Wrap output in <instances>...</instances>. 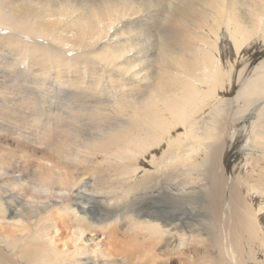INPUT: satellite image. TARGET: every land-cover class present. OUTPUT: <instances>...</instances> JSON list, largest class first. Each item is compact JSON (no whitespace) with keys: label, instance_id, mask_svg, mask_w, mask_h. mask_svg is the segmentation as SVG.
I'll return each mask as SVG.
<instances>
[{"label":"bare ground","instance_id":"obj_1","mask_svg":"<svg viewBox=\"0 0 264 264\" xmlns=\"http://www.w3.org/2000/svg\"><path fill=\"white\" fill-rule=\"evenodd\" d=\"M6 52L0 264H264V0H0Z\"/></svg>","mask_w":264,"mask_h":264},{"label":"rangeland","instance_id":"obj_2","mask_svg":"<svg viewBox=\"0 0 264 264\" xmlns=\"http://www.w3.org/2000/svg\"><path fill=\"white\" fill-rule=\"evenodd\" d=\"M13 54H11V53H8V52H6V55L5 56H3V55H1L0 54V97L2 98V95H3V93L4 94H6V98H8V99H10V98H12V99H10V100H14V101H16V102H18V100L17 99H15V98H13L12 96H13V94H15V92H13L12 91V89L11 88H9V86H14V85H16V83L18 82V84H20V85H22V86H30L28 83H26V82H30L31 81V83H34V82H38V83H42V80L38 77V78H36L37 76H35L34 74H32V75H30V73H29V76H31V77H28L27 78V80H29V81H25V80H22V79H14V77H15V75H14V73H13V71H9V69L8 68H6L5 67V62H8L9 60L11 61L13 58ZM19 57L21 58V55H20V53H19ZM34 57L35 56H28L27 57V59L29 60V62H30V64L29 65H31L32 66V68L34 69V70H36V71H39V66H35L34 65V63L32 62L33 60H34ZM4 58V59H3ZM9 58H11V59H9ZM32 63H33V65H32ZM35 66V67H34ZM37 67V68H36ZM41 69V68H40ZM17 70V69H16ZM10 76V77H9ZM16 78V77H15ZM40 81H39V80ZM13 80V81H12ZM21 80V81H20ZM48 81H49V79H48ZM3 82V83H2ZM24 82V83H23ZM44 82V81H43ZM22 83V84H21ZM11 84V85H10ZM4 87H3V86ZM7 86V88H6V86ZM3 89H2V88ZM7 90H6V89ZM9 89V90H8ZM10 89H11V91H10ZM2 90V91H1ZM8 92H10V93H8ZM11 93H13V94H11ZM7 95H9V96H7ZM11 95V96H10ZM10 97V98H9ZM48 97L49 96H41V97H38L42 102H44V104L45 105H49V100H48ZM44 98V99H43ZM5 99H0V103L2 102V101H4ZM45 100V101H44ZM16 104H18V103H16ZM1 124L2 123H0V126H1ZM3 125V124H2ZM26 128V130H28V131H31L32 130V128H30V127H28V126H26L25 127ZM22 131L25 133V130L22 128ZM15 132L13 131V133L11 134V136H14L15 137ZM22 141H19V140H16V141H12V143H11V145L10 146H7L8 148H9V151L7 152V151H5L4 149H6L7 150V148H0V151H2L3 153H9V154H11L14 150H15V147L17 146V144L18 143H21ZM2 146H6V145H4V144H0V147H2ZM42 154L43 153H41V152H38L37 154H35L34 152H30L29 151V153H28V157L29 158H31V159H34V161H35V166L32 168V170L34 171H36L37 170V168H38V164H43L44 162L42 161V160H40V158L39 157H41L42 156ZM21 155H24V154H21ZM31 177L32 178H36V173H33V174H31ZM161 210V211H160ZM166 210H169L168 209V205L167 204H165V206H164V208H163V206H161L160 205V207H159V211L160 212H163V211H166Z\"/></svg>","mask_w":264,"mask_h":264}]
</instances>
